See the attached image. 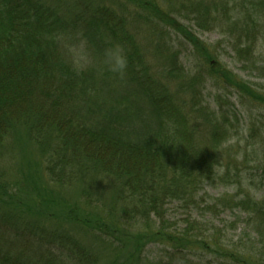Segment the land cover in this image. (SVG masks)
I'll return each instance as SVG.
<instances>
[{
    "label": "trees",
    "instance_id": "1",
    "mask_svg": "<svg viewBox=\"0 0 264 264\" xmlns=\"http://www.w3.org/2000/svg\"><path fill=\"white\" fill-rule=\"evenodd\" d=\"M165 1L0 0V161L14 139L29 166L0 169V264H264L193 215L243 209L264 245V90L183 22L252 56L264 0Z\"/></svg>",
    "mask_w": 264,
    "mask_h": 264
},
{
    "label": "rangeland",
    "instance_id": "2",
    "mask_svg": "<svg viewBox=\"0 0 264 264\" xmlns=\"http://www.w3.org/2000/svg\"><path fill=\"white\" fill-rule=\"evenodd\" d=\"M163 2V5H166L167 2L165 0H160ZM174 1V0H173ZM234 4L239 5V8L242 10L243 3L247 4L248 0H233ZM232 4V3H231ZM233 16H236L237 20H240L239 24L244 20L243 13H237L234 12ZM234 19V18H233ZM183 22L188 24V26L191 28V30L194 31L195 35H197L202 41H204L207 44H212L213 46H219V49L217 50V53H219V59L227 65L229 69H231L234 73L238 74V76L242 77L244 80L249 81L254 85L255 88L258 90H264V37L261 36L258 43L254 46V52L252 56L248 57H240L236 55L234 49H232L230 38L234 36V33L229 31L225 25H218L216 28H208V29H198L195 26V23L190 20H185L183 18ZM243 24V23H242ZM147 31H150L149 29ZM154 33H151L150 35H153ZM141 42H144L146 46L147 52L154 51V41L150 40V37H144L142 38ZM177 49V47H176ZM187 52H185L186 55ZM219 87L214 84L212 89H209V91L213 92L214 94L219 92ZM239 101V100H237ZM238 106L242 107L239 105ZM248 109L247 107H245ZM245 108H241V110H245ZM16 142V143H15ZM17 141L14 139L10 141L11 147L8 149V153L4 157L2 161H0V169L6 170L11 175H18L21 174V172H28L29 166L27 164V158L23 156V153L19 152V149L17 148ZM27 153L29 154L30 150L28 147H25ZM37 149H34L33 152H30L31 160L36 159L37 156ZM254 163L249 162L247 167L249 169L253 167ZM25 168H23V167ZM22 169V170H21ZM26 169V170H25ZM253 170V169H252ZM1 171V170H0ZM250 170L245 169L243 171V179L246 178V176L250 177L249 174ZM18 175L17 177H19ZM232 181H235V177L231 178ZM248 183V180H245L244 186ZM231 184V186H230ZM228 191L229 193H234L238 186L235 185V183L230 182ZM243 186V187H244ZM260 187V186H259ZM259 187H252L249 185V188L251 189L252 196L256 197H262L264 196V187L257 190ZM232 189V190H231ZM226 190V187L221 186L218 190L216 189L215 192L224 193ZM252 190L260 191V192H252ZM67 193V196H72V191L69 190ZM175 212H173V215L170 216L171 220L173 221V224L176 226H183L186 224L182 219L184 218V212L180 208L176 207ZM194 218H197L200 224L208 225L209 231L207 232V235H217L219 237L221 243H225L228 246H232L235 242L240 241L239 245H241L240 250L245 251L248 253V250H245V247H250L251 244L247 243L248 241V235L250 237L254 238L253 240H249L252 243H256L258 247L253 248L252 252L254 254L260 255L263 254L261 252L264 250V245L259 241L258 237H256V232H254V224L250 219V216L248 212L244 211L243 209H235L230 210L226 209L225 211H222L221 213L217 215L213 214H205L204 218H199L197 214H195L194 211ZM208 216V217H207ZM252 219H257L256 215L251 216ZM203 229V227H202ZM245 233H248V235H245ZM223 241V242H222ZM150 252H155L154 246H150L149 248ZM153 254V253H152ZM155 254L158 257H162L163 253L161 251L155 252Z\"/></svg>",
    "mask_w": 264,
    "mask_h": 264
},
{
    "label": "clouds",
    "instance_id": "3",
    "mask_svg": "<svg viewBox=\"0 0 264 264\" xmlns=\"http://www.w3.org/2000/svg\"><path fill=\"white\" fill-rule=\"evenodd\" d=\"M106 56V62L109 64L112 71L120 72L125 68L126 62L119 49L109 50Z\"/></svg>",
    "mask_w": 264,
    "mask_h": 264
}]
</instances>
